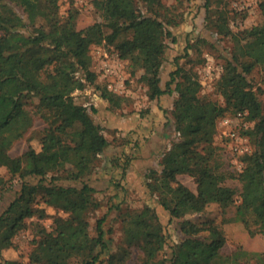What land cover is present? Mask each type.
<instances>
[{
	"label": "trees",
	"instance_id": "trees-1",
	"mask_svg": "<svg viewBox=\"0 0 264 264\" xmlns=\"http://www.w3.org/2000/svg\"><path fill=\"white\" fill-rule=\"evenodd\" d=\"M25 1L34 17L21 15L15 2L0 0V167L9 175L7 179L0 176V202L18 183L0 212V264H17L4 253L14 247L15 236L28 228L33 235L29 264H264V252H221L226 236L215 221L188 219L216 205L223 221L233 212L232 219L246 236L264 238V101L249 78L255 69L264 76V1L259 4L263 22L244 38L233 34L228 18L220 15L218 8L225 0L203 4L204 26L231 42L229 52L220 55L223 63L215 83L222 106L200 94L201 83L191 59H187L188 67L178 65L170 73L164 89L160 86L166 41L175 40L170 27L180 24L183 16L175 4L93 0L98 20L78 28L77 9L61 17L58 0ZM92 45L112 47L119 59L127 60L129 76L140 71L137 80L145 85L148 99L176 94L170 119L178 136L163 152L158 168L147 170L144 184L183 237L165 252L162 224L148 206L122 213V241L115 250L106 251L102 239L105 217L95 220L96 236H91L88 219L100 203L86 178L109 145L103 127L92 117L94 108L77 104L69 114L54 116L47 123L42 142L48 135L56 136L65 147L64 155L30 147L12 157L1 143L4 132L26 115L35 97L71 100L73 93L93 87L109 109L121 107L123 97L95 81L97 75L90 68ZM238 112L246 113L250 122L245 134L252 145L249 153L239 157L240 171L224 157L223 146L214 145L217 121ZM126 167L127 163L123 170ZM179 175L193 180L195 192L178 181ZM228 180L238 186H229ZM63 181L79 184L64 186ZM47 208L55 212L49 215ZM42 218H51L49 230L39 222ZM133 248L140 253L134 262Z\"/></svg>",
	"mask_w": 264,
	"mask_h": 264
},
{
	"label": "rangeland",
	"instance_id": "rangeland-1",
	"mask_svg": "<svg viewBox=\"0 0 264 264\" xmlns=\"http://www.w3.org/2000/svg\"><path fill=\"white\" fill-rule=\"evenodd\" d=\"M10 1L18 5L16 8L21 15L34 17V13L25 0ZM162 1L167 5L175 4L183 16L180 24L170 27L175 40L174 42L171 39L166 41L167 47L159 74L160 86L164 89L170 73L178 65L188 67L187 59H191L195 63V70L201 83L200 94L222 106L223 99L217 94L215 83L223 63L220 55L229 52L230 39H222L214 31L204 26L205 10L203 4L205 0ZM263 1L225 0L218 9L222 17L228 18V26L232 33L237 37L244 38L263 22V16L259 8V4ZM58 4L61 17H65L67 11L71 8L78 10V28L98 20L92 7V0H83L82 3L74 0H58ZM202 39L207 42L201 43ZM209 43H213L216 48L212 49ZM197 49L199 52H197ZM185 51H187L188 57L185 55ZM89 55L91 57L90 68L96 73L97 79L95 81L99 85L106 87L108 83L107 78H103L100 74L102 61L115 64L117 77L113 76L110 79H113L122 91L119 94L123 97L121 107L109 109L107 104H99V100L93 95V87L73 93L71 100L52 101L44 97H35L26 107V115L16 122L10 131L4 132L1 143L12 157L22 154L30 147L40 153L57 152L64 155L65 147L58 141L56 136L48 135L45 141L42 142L43 131L47 123L54 116L69 114L72 107L77 104L84 105L88 109L90 107L94 108L95 112L92 117L103 127L102 133L109 141V145L99 156L93 173L86 178V182L94 187L95 198L100 203L99 209L91 213L88 219L91 236H96L94 231L95 220L105 217L103 224L105 234L102 239H104L106 251L115 250L122 241V213L127 210H140L144 206H148L156 211L162 224L164 238L166 239V246L163 249L165 252L168 245L181 241L183 237L176 229L175 223L169 221L167 214L157 204L155 196L150 195L144 184L147 170L158 168L163 152L168 149L171 141L178 136L170 119V109L176 94H165L157 100L148 99L145 85L137 80L140 71H137L134 76H129L130 69L127 60L119 59L112 47L92 45ZM199 60L202 62H198ZM37 76L36 81L40 80L39 75ZM263 77V73L259 69H255L249 77L261 101H264ZM99 109H102L101 115H99V111H101ZM96 113H98V116H96ZM233 115L228 114L224 117ZM217 123L214 145L222 146L227 138L219 135L221 128L218 127ZM20 131L24 132L22 133L23 136L15 139L16 134ZM250 147L252 148L251 144ZM146 156H148V160L144 159ZM125 163H127V167L126 170H123ZM233 168L235 170L236 167ZM0 176L5 179L9 176L2 167H0ZM177 179L195 192V184H193L194 182L190 177L179 175ZM13 182H16V180ZM62 184L64 186H78L79 182L63 181ZM226 184L231 187L238 186L236 182L231 180H228ZM16 185L11 187L12 189L5 195L4 200L0 202V212L16 193L18 188ZM235 198L238 201V197ZM46 210L49 215L55 212L49 208ZM232 215L233 212H229L226 215L227 221H223L219 207L211 205L202 216L192 215L188 216V219L195 222L211 219L218 223L226 236V242L221 249V252L225 254H231L237 249H241L248 254L264 252V238L246 236L247 234L242 226L232 219ZM39 222L47 230L50 229L51 218H42ZM31 238H33L31 229L21 231L13 239L14 247L5 251V258L14 260L17 264H29L28 254L32 249ZM99 249V245L94 246L95 251H99ZM105 252H102V257ZM139 256V251L133 248L131 261L138 260Z\"/></svg>",
	"mask_w": 264,
	"mask_h": 264
},
{
	"label": "built area",
	"instance_id": "built-area-1",
	"mask_svg": "<svg viewBox=\"0 0 264 264\" xmlns=\"http://www.w3.org/2000/svg\"><path fill=\"white\" fill-rule=\"evenodd\" d=\"M74 1L79 3L83 2V0ZM101 64L100 74L103 78H107L106 81L108 82L106 89L119 95L122 92L120 86H117L115 81L110 79L113 76L117 77V69L114 67L115 64L107 61H102ZM217 125L221 128L220 131L218 130L220 132L219 135L227 138V141L222 145L226 153L224 157L231 166L236 167L235 170L240 171L242 163L239 161V157L251 151L249 139L245 134V130L250 127V122L246 119V113L238 112L231 117L221 118Z\"/></svg>",
	"mask_w": 264,
	"mask_h": 264
},
{
	"label": "crops",
	"instance_id": "crops-1",
	"mask_svg": "<svg viewBox=\"0 0 264 264\" xmlns=\"http://www.w3.org/2000/svg\"><path fill=\"white\" fill-rule=\"evenodd\" d=\"M97 93L95 92L94 93V91H93V95L99 100V104H106L99 96H97L96 95ZM160 98V97H159ZM101 106H103V105H101ZM99 110H101V111H99V113L100 112H102V109H99ZM102 113H100L99 115H101ZM96 116H98V113H96ZM144 159H146V160H148L149 158H148V156H146Z\"/></svg>",
	"mask_w": 264,
	"mask_h": 264
}]
</instances>
